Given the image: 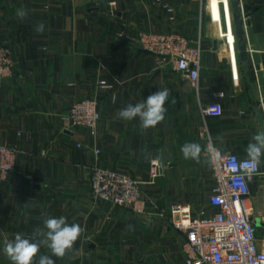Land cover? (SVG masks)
Returning <instances> with one entry per match:
<instances>
[{
    "label": "crops",
    "instance_id": "1",
    "mask_svg": "<svg viewBox=\"0 0 264 264\" xmlns=\"http://www.w3.org/2000/svg\"><path fill=\"white\" fill-rule=\"evenodd\" d=\"M224 1L0 0V39L15 61L12 74L0 76V143L17 149L14 168L0 182V264H10L3 240L31 235L44 215L84 228L72 252L52 257L55 264H182L184 235L169 221L170 211L205 207L212 178L207 151L196 162L181 147L206 148L211 141L222 152L246 156L252 136L264 130V0H239L237 9L236 0ZM21 8L28 13L23 20L16 14ZM40 23L43 33L34 30ZM171 31L200 46L196 87L136 43L142 32ZM101 79L112 87L100 88ZM161 88L176 103L169 98L155 128L145 131L138 118L119 117L129 103ZM91 96L100 112L94 135L65 118L72 102ZM215 100L222 113H202ZM151 159L164 167L148 183ZM94 165L139 179L151 213L95 199ZM249 191L257 246L264 250V175L254 177ZM40 254L51 255L44 248Z\"/></svg>",
    "mask_w": 264,
    "mask_h": 264
},
{
    "label": "built area",
    "instance_id": "2",
    "mask_svg": "<svg viewBox=\"0 0 264 264\" xmlns=\"http://www.w3.org/2000/svg\"><path fill=\"white\" fill-rule=\"evenodd\" d=\"M219 1L226 4L224 0H207L209 3ZM136 43L143 51L156 55L161 63L183 74L193 87L197 86L201 54L199 44L174 31L142 32ZM14 64L11 48L0 39V76H10ZM98 86L105 89L112 87L103 79L98 81ZM221 96L222 92L216 94V97ZM201 111L205 115L218 116L222 113V106L215 100L204 104ZM65 118L70 125L86 127L94 135L100 120L96 97L72 102ZM16 154L14 146L0 143V182L6 181L14 168ZM245 161L246 156L222 152L219 162H209L212 184L207 205L196 212L181 205L172 207L169 221L184 235L182 264H264V250L257 246L252 207L248 204L249 183L262 173L261 165L249 177L242 170ZM163 167L162 161L151 159L147 182L152 183L161 176ZM141 184L139 179L128 173L96 165L90 168L89 188L95 199L125 207L136 214H150L154 206L144 194ZM157 214L164 215L162 211Z\"/></svg>",
    "mask_w": 264,
    "mask_h": 264
},
{
    "label": "clouds",
    "instance_id": "3",
    "mask_svg": "<svg viewBox=\"0 0 264 264\" xmlns=\"http://www.w3.org/2000/svg\"><path fill=\"white\" fill-rule=\"evenodd\" d=\"M17 16L23 20L27 11L23 8L17 10ZM37 33H43L45 25L38 24L35 29ZM171 91L168 88H161L150 94L147 99L135 104L129 103L119 111V117L125 121L139 119L142 130L155 128L165 120ZM171 103L175 104V98L171 97ZM202 151H207L210 156L209 162H219L222 158V151L211 141L206 148L197 142H186L181 147L185 159L200 162ZM246 161L242 164V170L249 177L255 173L258 167L264 162V130H258L251 138L245 148ZM264 175V173H260ZM131 228L132 226H128ZM84 228L77 223L69 224L65 216L44 215L42 226L33 230L31 235L22 233L15 234L12 239L3 240V254L10 261V264H55L52 257L64 258L74 250ZM47 249L51 255L40 254V250ZM38 257V259H37Z\"/></svg>",
    "mask_w": 264,
    "mask_h": 264
},
{
    "label": "water",
    "instance_id": "4",
    "mask_svg": "<svg viewBox=\"0 0 264 264\" xmlns=\"http://www.w3.org/2000/svg\"><path fill=\"white\" fill-rule=\"evenodd\" d=\"M240 4V1L239 0H236L235 2H234V4H233V8L234 9H237V6ZM242 9H243V11H245L246 10V7L244 6V7H242ZM237 35L238 36H240V32L238 31V33H237ZM239 50L241 51V58L243 59L244 57H245V53H244V47L243 46H240L239 47Z\"/></svg>",
    "mask_w": 264,
    "mask_h": 264
}]
</instances>
